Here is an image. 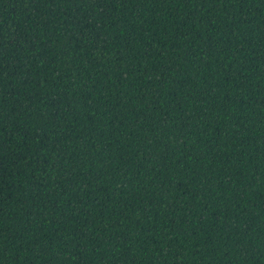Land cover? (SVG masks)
Masks as SVG:
<instances>
[{"label": "trees", "instance_id": "trees-1", "mask_svg": "<svg viewBox=\"0 0 264 264\" xmlns=\"http://www.w3.org/2000/svg\"><path fill=\"white\" fill-rule=\"evenodd\" d=\"M0 264H264V0H0Z\"/></svg>", "mask_w": 264, "mask_h": 264}]
</instances>
